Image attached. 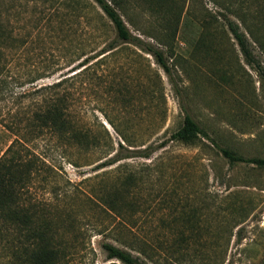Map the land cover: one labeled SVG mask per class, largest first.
Returning a JSON list of instances; mask_svg holds the SVG:
<instances>
[{"label":"rangeland","instance_id":"rangeland-1","mask_svg":"<svg viewBox=\"0 0 264 264\" xmlns=\"http://www.w3.org/2000/svg\"><path fill=\"white\" fill-rule=\"evenodd\" d=\"M222 1L131 0L128 14L118 8L144 45L164 52L167 72L153 54L135 44L120 42L100 58L115 33L110 24L109 32L103 31L100 23L109 21L93 0H7L15 34L23 40L11 51L3 73L0 157L15 138L9 125L51 93L50 84L87 65L90 70L70 78L61 91L73 93V114L108 143L88 151L60 144L50 135L30 143L49 168L45 179L34 181L29 197L54 221L66 203L79 219L75 229L66 231L68 238L79 235V248L66 264H108L102 243L128 248L124 239L131 238L130 224L154 244L162 239L171 248L201 251L191 255V248L183 261L170 253L148 264H264V167L230 162L220 151L226 147L243 157L264 158V53L247 34L254 59L247 62L226 19L241 22ZM150 4L161 9L151 12ZM175 6L181 15L170 49L142 30L172 18ZM199 18L211 25L201 37ZM97 74L99 83L91 80ZM112 79L118 88L109 86ZM186 114L209 136L192 144L171 139ZM109 120L126 131L131 124L139 136L135 149L141 154L150 147L151 156L109 163L121 140ZM130 173L137 180L136 205L127 208L131 215L123 228L103 207L90 203L87 193L110 187ZM116 226L122 233L119 240ZM16 236L13 227L0 225V264L26 263Z\"/></svg>","mask_w":264,"mask_h":264},{"label":"trees","instance_id":"trees-1","mask_svg":"<svg viewBox=\"0 0 264 264\" xmlns=\"http://www.w3.org/2000/svg\"><path fill=\"white\" fill-rule=\"evenodd\" d=\"M93 1L99 6L109 21L106 22L101 19V28L104 27L105 33H108L110 29L107 24H110L115 33V37L99 53V55H103L100 58L113 52L120 42H125L135 44L144 51L150 52L156 57L157 62L167 72H170L169 65L164 58V52L155 48L152 44L145 43L144 45L140 37L134 35V32L128 27L119 12L118 8L128 14L127 5L131 0ZM154 5L156 4L154 3ZM11 6L8 7L7 0H0V91L6 83L3 73L5 67L11 62V51L19 48L23 40L22 36L15 34V28L11 23L9 15ZM153 6L149 5L150 8L148 9L151 12L161 9ZM221 6L236 15L240 20L245 31L242 30L239 22L231 18L226 19V25L233 34L247 62L253 63L251 42L247 34L250 35L252 41L264 53V0H225L221 2ZM178 10L179 7L175 6L170 10L172 18L170 17L167 20L166 16L163 22L161 21L157 24V27L151 26L150 29H144L142 34L150 36L172 49L170 41L174 39L180 23L181 13ZM166 12L169 13L168 9ZM16 15L18 16L19 12ZM129 18L132 20L131 17ZM198 20H200L199 24L202 29L200 37L209 34L207 31L211 25L208 19L199 18ZM130 22L136 26L133 20ZM104 28H102L103 31ZM91 58L83 59L81 65H87L92 60ZM100 58L96 60L97 64L100 63ZM89 66L87 65L75 74L50 84L48 88L51 89V93L43 95L39 100H36L33 108L23 112L24 115L18 117L14 125H9L15 134V138L0 157V225L8 227L10 225L16 230L18 237L16 236L13 239L14 242L16 240L20 244L25 264H66L68 255L76 252L79 248V235L76 232L72 233L71 238L66 236V231L75 229L79 220L77 215L73 213L72 207L68 208L67 203L65 207L62 206L63 209L59 210L60 212L54 221V218H49L46 214L45 207L42 206V208L29 197L28 191L34 181L38 178L45 179V172L49 168L46 162L31 148L30 143L40 137L50 135L56 138L60 144L77 148L79 151H88L108 145V143H102L100 135L94 133L79 117L73 114L71 106L73 93L68 89L61 91V87L65 82L70 78H74L75 75L89 71ZM260 66V63H257V67L260 68ZM91 80L99 83L101 82V75H91ZM109 84L113 89L118 88L114 79ZM109 122L121 138L118 142L120 149L110 159L109 163L136 155L151 156L152 148L150 147H147L145 152L140 151L142 152L141 154L135 149L139 136L131 130V124L129 125L130 130L126 131L120 128L113 120H109ZM106 132L108 137H110L109 132L107 130ZM205 136L209 135L190 114H186L181 126L171 134V139L192 144ZM220 151L230 162H246L264 167V158L243 157L226 147H221ZM136 184L135 175L130 173L110 187L101 185L92 188L87 193V198L90 203H95L112 214L115 219V225L123 224L124 228L126 227V222H128L127 217L131 215L127 213V208L136 205V200L133 196ZM118 228L116 226L113 229L117 240L122 236ZM127 228H130L128 231L131 233L130 239H124L128 248L121 247L111 241L102 243L107 258L111 260L108 264H148L147 260L158 262L156 258L170 253L178 261H183L191 248L194 250L191 255L200 254L201 252L197 251L198 247L193 246L191 248L189 246L171 248L165 246L162 239H160L161 241L157 240L158 242L156 241V244H154L151 237L145 234L146 232L141 233L135 229L133 230L131 224ZM193 233L191 232L192 236ZM181 234V230L177 231L178 237H181Z\"/></svg>","mask_w":264,"mask_h":264}]
</instances>
